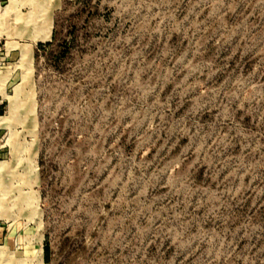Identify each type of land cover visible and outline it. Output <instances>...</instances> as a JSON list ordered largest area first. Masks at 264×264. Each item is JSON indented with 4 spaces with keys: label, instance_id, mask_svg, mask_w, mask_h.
<instances>
[{
    "label": "rangeland",
    "instance_id": "rangeland-1",
    "mask_svg": "<svg viewBox=\"0 0 264 264\" xmlns=\"http://www.w3.org/2000/svg\"><path fill=\"white\" fill-rule=\"evenodd\" d=\"M0 264H264V0H0Z\"/></svg>",
    "mask_w": 264,
    "mask_h": 264
},
{
    "label": "bare ground",
    "instance_id": "bare-ground-1",
    "mask_svg": "<svg viewBox=\"0 0 264 264\" xmlns=\"http://www.w3.org/2000/svg\"><path fill=\"white\" fill-rule=\"evenodd\" d=\"M38 37H36L37 42H42L45 41L48 38V33H43V34H39L37 35Z\"/></svg>",
    "mask_w": 264,
    "mask_h": 264
},
{
    "label": "crops",
    "instance_id": "crops-1",
    "mask_svg": "<svg viewBox=\"0 0 264 264\" xmlns=\"http://www.w3.org/2000/svg\"><path fill=\"white\" fill-rule=\"evenodd\" d=\"M26 56H27V58H29V52H28V50H27Z\"/></svg>",
    "mask_w": 264,
    "mask_h": 264
}]
</instances>
